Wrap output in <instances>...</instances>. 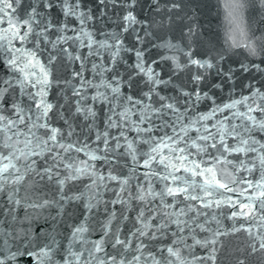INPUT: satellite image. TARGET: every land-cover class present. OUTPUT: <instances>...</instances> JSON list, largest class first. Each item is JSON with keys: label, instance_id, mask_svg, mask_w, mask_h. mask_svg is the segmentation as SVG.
I'll list each match as a JSON object with an SVG mask.
<instances>
[{"label": "snow or ice", "instance_id": "snow-or-ice-1", "mask_svg": "<svg viewBox=\"0 0 264 264\" xmlns=\"http://www.w3.org/2000/svg\"><path fill=\"white\" fill-rule=\"evenodd\" d=\"M0 264H264V0H0Z\"/></svg>", "mask_w": 264, "mask_h": 264}]
</instances>
